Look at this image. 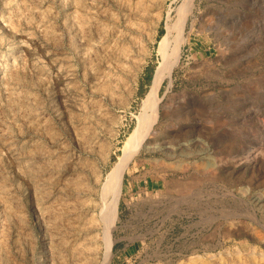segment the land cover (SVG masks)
<instances>
[{"label": "rangeland", "instance_id": "rangeland-1", "mask_svg": "<svg viewBox=\"0 0 264 264\" xmlns=\"http://www.w3.org/2000/svg\"><path fill=\"white\" fill-rule=\"evenodd\" d=\"M184 3L0 0V264H264V0H190L122 159Z\"/></svg>", "mask_w": 264, "mask_h": 264}, {"label": "bare ground", "instance_id": "bare-ground-1", "mask_svg": "<svg viewBox=\"0 0 264 264\" xmlns=\"http://www.w3.org/2000/svg\"><path fill=\"white\" fill-rule=\"evenodd\" d=\"M189 4L190 0H185V3L179 10L178 20L172 25H167V33L159 40L158 50L162 54L163 60L154 73L151 88L144 100V113L139 117L137 127L127 139L124 148V157H122V159H125L131 150L140 146L159 118L160 98L158 91L164 79L171 76L174 67L178 63L179 51L185 39L182 33L187 13L190 9V7H188ZM121 188L122 162L119 161L109 172L104 184V191L112 195L110 204L103 212L105 230L108 236L111 234L118 217Z\"/></svg>", "mask_w": 264, "mask_h": 264}]
</instances>
